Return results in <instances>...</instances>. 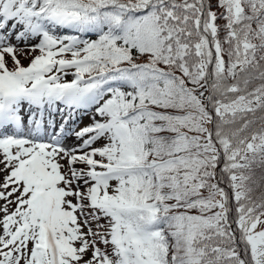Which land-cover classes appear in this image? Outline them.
Instances as JSON below:
<instances>
[{
    "label": "snow or ice",
    "instance_id": "6c2138e0",
    "mask_svg": "<svg viewBox=\"0 0 264 264\" xmlns=\"http://www.w3.org/2000/svg\"><path fill=\"white\" fill-rule=\"evenodd\" d=\"M0 264H264V0H0Z\"/></svg>",
    "mask_w": 264,
    "mask_h": 264
},
{
    "label": "rangeland",
    "instance_id": "374dc122",
    "mask_svg": "<svg viewBox=\"0 0 264 264\" xmlns=\"http://www.w3.org/2000/svg\"><path fill=\"white\" fill-rule=\"evenodd\" d=\"M22 62L25 63V64L28 63L27 59H23Z\"/></svg>",
    "mask_w": 264,
    "mask_h": 264
}]
</instances>
